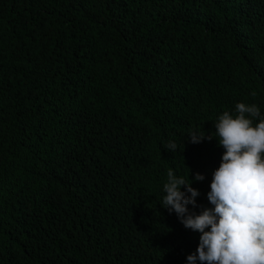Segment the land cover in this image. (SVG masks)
<instances>
[{
    "label": "trees",
    "instance_id": "16d2710c",
    "mask_svg": "<svg viewBox=\"0 0 264 264\" xmlns=\"http://www.w3.org/2000/svg\"><path fill=\"white\" fill-rule=\"evenodd\" d=\"M239 102L264 114V0H0V264H186L167 170L212 207L189 132Z\"/></svg>",
    "mask_w": 264,
    "mask_h": 264
},
{
    "label": "clouds",
    "instance_id": "9594fccd",
    "mask_svg": "<svg viewBox=\"0 0 264 264\" xmlns=\"http://www.w3.org/2000/svg\"><path fill=\"white\" fill-rule=\"evenodd\" d=\"M235 113L219 115L214 135L192 129L187 140L198 144L215 138L223 149L207 193L212 207L195 212L200 192L190 175L167 170L160 204L185 228L200 233L186 264H264V114L256 104L243 102L235 105ZM164 147L175 153L178 146L170 140ZM204 179L201 173L194 177Z\"/></svg>",
    "mask_w": 264,
    "mask_h": 264
}]
</instances>
